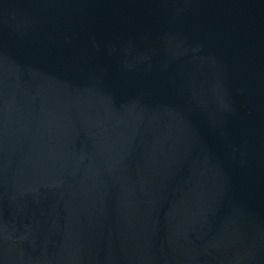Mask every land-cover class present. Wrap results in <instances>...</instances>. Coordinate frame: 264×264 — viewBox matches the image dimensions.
Returning a JSON list of instances; mask_svg holds the SVG:
<instances>
[{
	"label": "water",
	"instance_id": "1",
	"mask_svg": "<svg viewBox=\"0 0 264 264\" xmlns=\"http://www.w3.org/2000/svg\"><path fill=\"white\" fill-rule=\"evenodd\" d=\"M0 264H264V0H0Z\"/></svg>",
	"mask_w": 264,
	"mask_h": 264
}]
</instances>
